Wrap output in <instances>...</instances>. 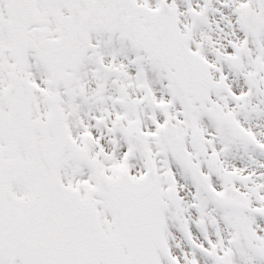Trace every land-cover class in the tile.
<instances>
[{
	"label": "snow or ice",
	"instance_id": "1",
	"mask_svg": "<svg viewBox=\"0 0 264 264\" xmlns=\"http://www.w3.org/2000/svg\"><path fill=\"white\" fill-rule=\"evenodd\" d=\"M0 264H264V0H0Z\"/></svg>",
	"mask_w": 264,
	"mask_h": 264
}]
</instances>
